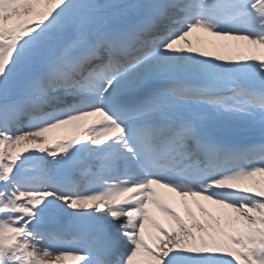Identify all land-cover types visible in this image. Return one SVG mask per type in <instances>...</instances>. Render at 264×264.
<instances>
[{
	"label": "snow or ice",
	"instance_id": "obj_1",
	"mask_svg": "<svg viewBox=\"0 0 264 264\" xmlns=\"http://www.w3.org/2000/svg\"><path fill=\"white\" fill-rule=\"evenodd\" d=\"M0 264H264V0H0Z\"/></svg>",
	"mask_w": 264,
	"mask_h": 264
}]
</instances>
